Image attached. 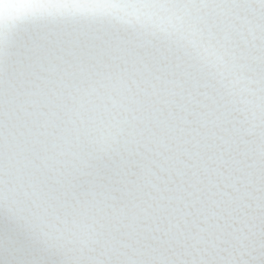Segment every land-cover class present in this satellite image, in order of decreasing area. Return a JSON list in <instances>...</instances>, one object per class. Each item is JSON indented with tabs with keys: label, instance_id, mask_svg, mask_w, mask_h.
I'll use <instances>...</instances> for the list:
<instances>
[{
	"label": "snow or ice",
	"instance_id": "6c2138e0",
	"mask_svg": "<svg viewBox=\"0 0 264 264\" xmlns=\"http://www.w3.org/2000/svg\"><path fill=\"white\" fill-rule=\"evenodd\" d=\"M0 264H264V0H0Z\"/></svg>",
	"mask_w": 264,
	"mask_h": 264
}]
</instances>
